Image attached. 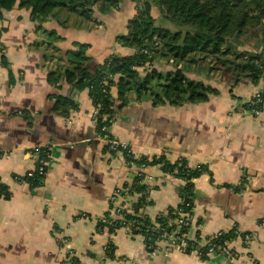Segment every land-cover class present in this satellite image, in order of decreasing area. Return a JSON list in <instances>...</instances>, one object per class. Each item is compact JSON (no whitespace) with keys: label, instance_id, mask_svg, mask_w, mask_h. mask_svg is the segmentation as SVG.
<instances>
[{"label":"crops","instance_id":"0c3cea01","mask_svg":"<svg viewBox=\"0 0 264 264\" xmlns=\"http://www.w3.org/2000/svg\"><path fill=\"white\" fill-rule=\"evenodd\" d=\"M118 2L106 15L94 9L92 21H82L89 28L63 26L56 19L41 27L62 38L52 43L61 52L73 42L88 44V68L94 70L112 55L135 53L117 38L127 34L137 9L132 0ZM151 16L156 24V19L163 22L155 7ZM38 24L30 10L17 7L0 20L6 59L0 65V183L9 192L7 199L0 197V264H64L66 250L74 251L81 264H264V108L258 117L241 110L263 90L264 80L232 87L228 79L217 85L209 81L211 76L194 75V80L217 89V95L177 107L141 101L119 108L116 88L111 90L114 124L109 134L127 142L135 158L163 156L174 162L181 157L191 168H206L193 183L197 233L208 240L236 229L247 237L232 243L233 261L221 256L201 260L167 242L152 252L140 235L99 227L110 212V196L132 185L137 165L127 166L97 138L87 90L48 82L44 56L51 51L36 47V42L47 41ZM169 64L163 59L155 67L166 71ZM58 97L77 108L60 115L54 110ZM38 146L48 148L47 163L41 183L31 185L19 179L44 158V152L34 151ZM145 175L151 178L141 183L146 205L138 212L133 208L142 192L131 193L120 204L126 212L154 221L180 205L185 182L164 173L160 165L148 166ZM110 245L112 257L107 256Z\"/></svg>","mask_w":264,"mask_h":264},{"label":"trees","instance_id":"16d2710c","mask_svg":"<svg viewBox=\"0 0 264 264\" xmlns=\"http://www.w3.org/2000/svg\"><path fill=\"white\" fill-rule=\"evenodd\" d=\"M133 1L136 2V0ZM118 3V0H0V20L4 12H9L15 7L30 10V15L39 23L37 31H41L47 37L46 42H36V47L45 46L44 50L51 51L44 56L48 82L57 87L67 84L79 92L88 91L92 105L98 109L97 135L110 136L109 131H102V128H110L109 120L114 112L108 87L106 92H103L104 78L107 79L108 84L116 88L119 108L131 102L141 101H150L153 106L174 107L205 103L211 96L217 95V89L202 81L191 79L187 75L209 77L212 75V70L220 71L224 75L226 71L233 73L234 78L228 79L232 87L247 81L257 85L260 80H264V0L139 1L136 10L137 18L129 25L127 34L117 38L122 46L135 50V53L128 57L112 55L97 65L94 70L88 68L90 62L87 54L88 44L73 42L71 49L61 52L52 43L62 38L55 31H46L41 27V24L49 19H56L60 10L68 12L70 16L75 15L81 18V21L89 22L92 21L94 9L106 15L111 10H115ZM154 7L158 9L167 25L177 29L171 30L169 26L156 24L151 16ZM67 23L68 21H64L60 24L65 26ZM249 34L254 37L262 36L260 51L257 53L235 52L229 40L245 38ZM4 50V46L0 44V65L6 63ZM163 59L173 63V70L165 72L155 67V64ZM47 62L51 63L50 67ZM176 63H182L184 67L177 68L174 65ZM261 94L264 97V88ZM76 108L74 102L60 97L57 98L54 106V110L60 115H67L70 109ZM43 152L44 159H47V151ZM125 161L129 166L132 164L160 165L164 173L183 180L185 186L181 195L190 197L178 206L183 211L188 209H185L186 203L192 207V180H196L206 172L203 165L189 167L184 158L169 162L163 156L151 161L144 158L132 160L131 157H125ZM39 178L41 179L35 172L33 177L24 176L19 180L38 185ZM129 187L131 193H143L137 203L133 204L135 212H138L146 205L144 203L145 186L141 184L140 178L134 176L132 185ZM0 197L4 199L9 197L7 188L1 183ZM104 217L108 220L113 218L119 222H117L118 225L114 222L110 226L101 224L99 221V227L106 229L109 233L127 222L139 225L143 233L148 231L155 238V232L151 230L154 222L165 230L167 228L173 230L174 225L170 221L176 217V213L175 209L170 208L166 214H158L154 221L125 210L114 216H110L108 212ZM138 221L141 224H138ZM235 231L236 229H233L214 239L206 240L202 247L204 255L200 259L209 258L207 249L211 244H222L223 241L235 239ZM242 238H245V235ZM145 244L147 247L148 242L145 241ZM107 256H113L111 245L108 247Z\"/></svg>","mask_w":264,"mask_h":264},{"label":"built area","instance_id":"2783aa9c","mask_svg":"<svg viewBox=\"0 0 264 264\" xmlns=\"http://www.w3.org/2000/svg\"><path fill=\"white\" fill-rule=\"evenodd\" d=\"M102 86L105 87L103 91L104 93L106 92V88L108 87L109 94H111L110 92L114 88L112 85L108 84V81L106 78L103 79ZM263 108H264V97H262L261 92H259L253 95L247 102L242 104L241 110L245 111V113H248L249 115L253 117H258L261 115ZM97 117H98V109L93 106L91 118L95 125L97 122ZM109 124H110V127L112 124H114V115H111ZM109 129L108 127L107 128L103 127L102 131L104 130L109 131ZM96 136L103 143V145L108 149L109 152H112L114 154L119 153L121 157L123 158L124 163L127 166H129V164L126 163L125 157H131L132 160L137 159L132 155L130 146L127 142L117 140L111 136H101L97 134ZM33 149L34 151L36 152L40 151L41 153L43 151H46L48 148H45L43 146H38ZM46 163L47 162L44 158H40L37 168L34 171L27 173L25 176L28 178H31L33 177V174L36 172L42 179L44 172H45ZM147 167L148 166H146L145 164H140L137 166V170L134 176L140 178L141 183H143L146 180L147 181L151 180L150 177H147L145 175V171ZM41 179L39 178L38 184L41 183ZM194 181L195 180H192L193 183ZM130 194H131L130 187L127 186V187L121 188L118 191H115L110 196V199H109L110 216L119 214L122 210H124L123 208L124 206L120 203L126 202V200L130 197ZM189 198L190 197L186 195L182 196L180 204L185 203V201L188 200ZM186 208H188L187 211H183L182 208H179V207L175 209L176 217L170 221L174 225L173 230H170V228H167V230H165L164 228H161L160 225L154 222L151 230L152 232H155V235H156L155 238L148 231L143 233L140 226L136 225L135 223L126 222V223H123L122 226H120V228L123 229L124 233L128 236L137 235L138 233V235L142 236V238L146 242H148L147 247L152 252L158 250L160 243L167 242L170 247L176 250H179L185 253L186 252L193 253L196 256H198V258H200L201 256L204 255L202 247L205 245L207 238H204L203 236L197 233L198 224L193 214V209L189 205V203L185 204V209ZM114 222H115V225H118L119 223L116 219H113V218L112 220H108L107 218L102 217L100 220L101 224H108L110 226ZM138 224H141V223L138 221ZM260 226L264 227V222H261ZM222 234H225V233L218 232L211 239L221 236ZM235 235H236L235 239L243 237V235H240L238 232H235ZM245 238L247 239L246 236ZM235 239L231 241H228V240L223 241L222 244L220 243L211 244L209 246V249H207V255H209V257L210 256H221L227 261H233L236 258L235 251L232 247V243L234 242ZM64 264H81V263L76 258L74 251L66 250L64 253Z\"/></svg>","mask_w":264,"mask_h":264},{"label":"rangeland","instance_id":"374dc122","mask_svg":"<svg viewBox=\"0 0 264 264\" xmlns=\"http://www.w3.org/2000/svg\"><path fill=\"white\" fill-rule=\"evenodd\" d=\"M139 1H142V0H136V2L133 1L135 3V9H137V7H138L137 4H138ZM59 12H60V15L57 16L56 21H58L60 23H62L64 21H69L68 24L70 25V27H73V28H79V27H83V26L89 28V26H90V25L88 26V24H86L85 22H82L81 18H77V16H75V15H71V17H70L69 14L66 11H64V10H60ZM136 15L137 14H135V16L132 18L131 22L134 21L137 18ZM160 20H162L163 22L159 21V19L157 21V19H156V22L159 25H161V26H169V28L171 30H176L177 29L174 26H171L169 24L167 25V23H165V19L163 17H161ZM131 22L129 24H131ZM261 42H262V36L254 37L251 34H249L248 37H245V38H238L237 40H229V43H230L231 46H233V49H234L235 52L251 51V52H256L257 53L261 49V44H262ZM263 44H264V41H263ZM165 60H166V62H168L167 59H164V62H165ZM174 65H176L177 68H183L184 67L182 65V63H176ZM169 66H170L169 68L166 67L164 69H166V71L170 70V68L173 67V63L171 62L169 64ZM196 70L198 72V69H196ZM211 74L213 75V77H212V75H209V76H211L210 77L211 79L209 81H213L217 85H220V81L224 82V79H231V78H234V76H235L233 73H230L229 71H226V73L224 75V74H221L220 71L212 70ZM188 76L194 77V75H188ZM193 79H197V78L194 77Z\"/></svg>","mask_w":264,"mask_h":264}]
</instances>
